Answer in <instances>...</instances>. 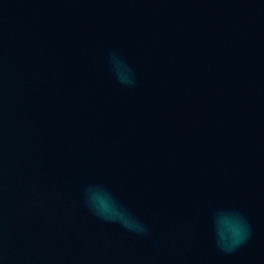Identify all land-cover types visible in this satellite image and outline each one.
Returning <instances> with one entry per match:
<instances>
[{"label":"water","instance_id":"1","mask_svg":"<svg viewBox=\"0 0 264 264\" xmlns=\"http://www.w3.org/2000/svg\"><path fill=\"white\" fill-rule=\"evenodd\" d=\"M0 264H264V0H0Z\"/></svg>","mask_w":264,"mask_h":264},{"label":"clouds","instance_id":"2","mask_svg":"<svg viewBox=\"0 0 264 264\" xmlns=\"http://www.w3.org/2000/svg\"><path fill=\"white\" fill-rule=\"evenodd\" d=\"M116 64L131 69L119 59L117 53H110ZM121 83L132 84L131 77L122 78ZM98 186L101 190L91 193L90 196L83 198V202L88 209L100 217L108 221H116L121 223L130 231H134L144 235H150L147 226L138 219H125L126 208L123 204H119L108 192L104 191L105 187ZM88 188V187H87ZM215 243L222 251L232 252L241 244H243L251 234V226L243 214L236 209L222 210V214L216 215L212 223Z\"/></svg>","mask_w":264,"mask_h":264}]
</instances>
